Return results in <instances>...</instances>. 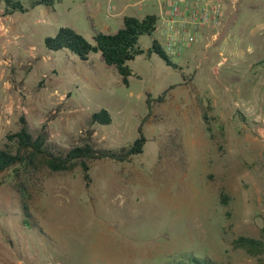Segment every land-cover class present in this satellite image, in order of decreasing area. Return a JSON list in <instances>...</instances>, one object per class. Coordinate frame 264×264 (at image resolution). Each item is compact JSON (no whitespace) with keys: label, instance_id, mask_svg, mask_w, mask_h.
Wrapping results in <instances>:
<instances>
[{"label":"rangeland","instance_id":"374dc122","mask_svg":"<svg viewBox=\"0 0 264 264\" xmlns=\"http://www.w3.org/2000/svg\"><path fill=\"white\" fill-rule=\"evenodd\" d=\"M18 1L25 11L3 15L0 0V148L21 117L61 151L121 153L140 133L145 142L125 160L88 159L86 170L77 162L52 171L38 157L1 172L0 264H264V209L253 192L264 148L252 152L254 137L264 145V0H181L220 2L221 13L173 64L148 51L153 39L165 45L161 11L171 0H146L137 15H156V28L139 36L127 84L98 51L82 60L44 45L62 26L94 43L116 0ZM100 109L110 123L91 121ZM236 140L246 159L223 170L224 145ZM239 236L262 250L236 247Z\"/></svg>","mask_w":264,"mask_h":264},{"label":"trees","instance_id":"16d2710c","mask_svg":"<svg viewBox=\"0 0 264 264\" xmlns=\"http://www.w3.org/2000/svg\"><path fill=\"white\" fill-rule=\"evenodd\" d=\"M5 3L6 8L3 11V15H9L14 11L23 12L26 10L18 0H5ZM52 4L53 0H33L31 7L37 5L49 6ZM156 21L157 17L153 14H147L142 18L124 16L122 26L116 32L103 33L96 31L94 43L89 42L73 28L62 26L53 36L44 38V45L50 50L68 49L77 54L82 60L87 59L90 52L98 51L103 61L107 65H113L120 74L122 82L127 84L128 76L131 73L127 61L143 53V49L137 44L138 38L141 34H151L156 28ZM148 51L158 54L167 64H173L170 56L165 53L163 47L156 39H153ZM163 95L157 99L161 101ZM147 103L150 104V99H148ZM91 121L108 124L111 122V116L106 109H100L92 113ZM20 122L21 126L17 131L6 134V142L0 148V173L15 165L28 168L33 165L38 157L42 158L46 166L52 171L68 170L77 162L86 170L85 161L88 159L107 157L125 160L130 155L141 152L145 142V137L140 133L133 144L121 153L97 152L89 144L77 145L66 151H61L54 143L48 140V134L43 128L36 135H33L23 117L20 118ZM22 208L25 216L29 217L27 204L24 203ZM233 244L236 247L244 248L251 255H255L262 250V242L252 237L239 236L234 239ZM211 264L214 263L211 262Z\"/></svg>","mask_w":264,"mask_h":264},{"label":"crops","instance_id":"0c3cea01","mask_svg":"<svg viewBox=\"0 0 264 264\" xmlns=\"http://www.w3.org/2000/svg\"><path fill=\"white\" fill-rule=\"evenodd\" d=\"M111 0H109L110 2ZM146 0H116L114 3L110 5L108 8L109 10L107 11V14L105 16L104 21H100L99 26V31L103 33H114L117 31L122 26V20L124 16H135L138 18L139 17L137 14L140 11V8L143 6L144 2ZM112 2V1H111ZM171 2V1H170ZM169 2V4H170ZM164 12V13H163ZM146 13L145 15H147ZM165 14V15H164ZM144 15V16H145ZM161 15L165 16V26L167 25L169 21V9L165 11H161ZM156 16V15H155ZM167 27V26H166ZM211 28L213 27L212 25L210 26ZM209 29V27H207ZM202 33H204L203 30H201ZM197 32V37L200 35V31ZM195 32V33H196ZM205 33H208V31H205ZM218 33H212L211 38L215 39L218 36ZM190 45V44H188ZM187 45V46H188ZM183 49H186L183 48ZM182 49V50H183ZM181 50V51H182ZM256 138V140H255ZM254 142H253V147H252V152L253 154H257L256 156L261 153L262 147L264 148V145L262 144L261 140L258 139L257 137H254ZM241 143L240 140H236V142H227L224 145V150H223V156H222V164L221 167L223 170L228 171L229 170V161L233 159H242L243 161L246 159L245 153V148H247L245 145H243V148H241ZM256 148V149H255ZM256 156H253L254 158ZM227 157V158H226ZM259 167L260 172L257 174L258 182H254V187H253V192L255 195V200L258 203V207L264 209V166L260 164L259 166H256L254 168ZM237 169V174H241V176L245 175V164H240L237 162L236 165Z\"/></svg>","mask_w":264,"mask_h":264},{"label":"built area","instance_id":"2783aa9c","mask_svg":"<svg viewBox=\"0 0 264 264\" xmlns=\"http://www.w3.org/2000/svg\"><path fill=\"white\" fill-rule=\"evenodd\" d=\"M168 33L163 47L169 56L179 54L188 44L196 41L194 33L205 25H218L221 4L216 2L209 6L197 3H183L181 0H171L169 4Z\"/></svg>","mask_w":264,"mask_h":264}]
</instances>
